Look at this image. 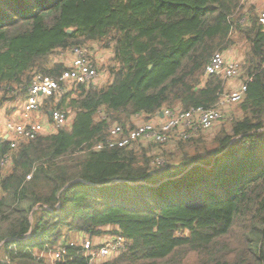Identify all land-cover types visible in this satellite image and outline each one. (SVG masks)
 Here are the masks:
<instances>
[{"label": "trees", "instance_id": "obj_1", "mask_svg": "<svg viewBox=\"0 0 264 264\" xmlns=\"http://www.w3.org/2000/svg\"><path fill=\"white\" fill-rule=\"evenodd\" d=\"M251 3L0 0V109L20 103L36 75L61 77L57 51L97 42L113 52L109 83H63L44 99L47 115L73 113L69 126L16 148L0 135V264H264V24ZM240 43V115L210 148L199 141L169 164L165 144L96 147L140 115L216 108L230 79L206 66ZM201 136L170 143L185 150ZM108 231L127 248L99 262L67 242ZM60 244L65 256L48 261Z\"/></svg>", "mask_w": 264, "mask_h": 264}, {"label": "built area", "instance_id": "obj_2", "mask_svg": "<svg viewBox=\"0 0 264 264\" xmlns=\"http://www.w3.org/2000/svg\"><path fill=\"white\" fill-rule=\"evenodd\" d=\"M251 3L254 0H243ZM259 21L264 24V10L259 13ZM97 68L88 57V49L79 47L73 50V57L59 79L44 75H36L28 89L26 97L12 112L0 109V125L4 130L0 135L11 141V147L16 148L21 141H29L45 133H52L68 124L69 116L58 110H50L49 115H42V104L46 97L64 92L63 83H90L95 82ZM241 61L231 57L226 52H217L206 66L205 75H224L229 79L240 76ZM247 90L243 81L229 92L225 93L216 108H192L187 111L165 108L149 121L137 124L131 129H125L121 124H113L107 143H100L96 147H130L136 143L167 144L173 141H186L198 135L201 131L212 129L220 121L225 108L241 102ZM10 110V109H9ZM161 116V118H160ZM7 161V159H6ZM164 159L155 156L153 163L164 166ZM70 246H81L91 262H99L104 258L112 257L127 248L126 239L116 234L108 236L100 243L94 237L85 236L79 242L67 241ZM66 244H60L50 251L51 262L61 260L66 254Z\"/></svg>", "mask_w": 264, "mask_h": 264}, {"label": "rangeland", "instance_id": "obj_3", "mask_svg": "<svg viewBox=\"0 0 264 264\" xmlns=\"http://www.w3.org/2000/svg\"><path fill=\"white\" fill-rule=\"evenodd\" d=\"M250 5H254L256 7V10L259 13L264 10V0H254L251 4H248V6H250ZM85 47L88 49L89 59L92 61V63H94V65L98 71L94 83L97 84L98 86H102V85L109 83L111 81V77H110L108 69L112 63V57H113L112 49L104 48L101 43H97V42L88 43ZM242 48H243V43H240L238 46L231 48V50L226 52V53L229 54L231 57H234V58L238 59L239 61H241L242 60V53H243ZM72 57H73V50L57 51L52 56V58H55L57 60H62L63 62H65L66 65H69ZM241 76H242V72H240L239 78L236 77L238 79L233 78V79L237 80L238 82H240L239 84L237 83L238 84L237 86H239L242 82ZM233 79H230L228 81V83H232V85H233V82H232ZM65 84L68 85V83H65ZM65 84H64V86H65ZM228 85H229V87H228L229 91L232 90L233 88L237 87V86L232 87L231 84H228ZM7 104H8V107L10 108V112H12L15 109L14 107L19 105L18 102H16V103L10 102ZM41 110H42L41 111L42 115L45 117L46 111H44L43 108ZM239 115H240V111L238 109V104H232V105L227 106L225 108L223 118L220 121H218L212 129L207 130V131H203L202 132L203 136L196 139L197 141L194 140L193 144L185 145V148H186L185 150H182L178 146V144H176V143L165 144L164 149H165L166 153H163L165 155L164 158L167 160V162L169 164H176L183 153H195L198 150L197 148L199 146H202L201 144L197 143L199 141H206L207 147L210 148V142L214 136V132L217 129H219L221 126L229 129L230 121L234 117L239 116ZM69 116H70V120H69L67 126H69L71 123V117L73 116V113L70 112ZM46 118H47V116H46ZM137 122H138V124H142L145 122V119H143L142 117H139ZM204 137H206V138H204ZM144 146L146 148H148L149 151H151L152 153H154L156 151V147L152 143L151 144L150 143L144 144ZM110 231L105 232L102 236L94 237L95 242L100 243L101 241H103L104 238H106L110 235ZM68 237H69V241H77L78 240L79 242H81L85 238V236H79L78 234H74V233L68 234ZM43 253H44L43 254L44 257H46L48 259V261H50V259H49L50 251L43 252ZM104 259H106V258H104ZM104 259H102V260H104ZM192 261H193V258L191 259L190 262L192 263Z\"/></svg>", "mask_w": 264, "mask_h": 264}, {"label": "crops", "instance_id": "obj_4", "mask_svg": "<svg viewBox=\"0 0 264 264\" xmlns=\"http://www.w3.org/2000/svg\"><path fill=\"white\" fill-rule=\"evenodd\" d=\"M236 79H238V78H236ZM241 81V80H240ZM232 82H233V85H232V83H228V84H231L232 85V87H235V86H237L240 82H238L237 80H235V79H233L232 80ZM238 83V84H237ZM139 117H142L143 119H145V121H149V120H151V119H153V118H151V119H147V117L145 116V115H140V116H137L135 119H134V121H135V124H138V122H137V120H138V118ZM160 118H161V116H160ZM140 123V122H139ZM4 130V128H3V125L1 126L0 125V131H3ZM79 236H83V235H79Z\"/></svg>", "mask_w": 264, "mask_h": 264}, {"label": "water", "instance_id": "obj_5", "mask_svg": "<svg viewBox=\"0 0 264 264\" xmlns=\"http://www.w3.org/2000/svg\"><path fill=\"white\" fill-rule=\"evenodd\" d=\"M68 32H72V29H69Z\"/></svg>", "mask_w": 264, "mask_h": 264}]
</instances>
